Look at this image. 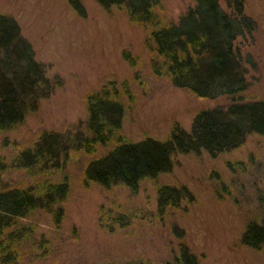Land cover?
Listing matches in <instances>:
<instances>
[{"label": "rangeland", "instance_id": "374dc122", "mask_svg": "<svg viewBox=\"0 0 264 264\" xmlns=\"http://www.w3.org/2000/svg\"><path fill=\"white\" fill-rule=\"evenodd\" d=\"M75 1L77 7L69 0H0V12L15 19L34 58L44 65L45 76L50 81L59 79L41 98L38 111L27 115L16 129L0 132L1 155L9 157L13 142L28 144L43 129L75 126L87 117V95L110 81L129 82L133 100L121 124L133 141L145 136L165 139L175 124L189 130L198 110L230 102L225 94L197 96L155 74L145 44L148 31L130 21L123 8L106 10L97 0ZM193 3L161 0L159 12L177 20ZM243 5L255 24L235 40L247 69L243 99H264V0H244ZM125 51L134 58V66ZM110 148L99 146L93 154L76 151L69 158L64 217L56 226L48 213L33 215L48 252L32 259L23 256L22 264L129 260L159 264L172 259L182 241L197 264H264V247L241 242L248 221L264 213V136L250 133L242 144L217 155L206 150L174 153L171 170L157 179H141L135 193L123 183L105 188L95 181L85 182L88 160ZM158 183L184 186L191 195L168 205L160 215ZM117 206L130 215V223L102 225V209Z\"/></svg>", "mask_w": 264, "mask_h": 264}, {"label": "trees", "instance_id": "16d2710c", "mask_svg": "<svg viewBox=\"0 0 264 264\" xmlns=\"http://www.w3.org/2000/svg\"><path fill=\"white\" fill-rule=\"evenodd\" d=\"M69 1L77 7L75 0ZM97 1L106 10L123 8L130 21L148 31L145 44L155 74L167 76L175 86L197 96L225 94L230 102L198 110L189 130L175 124L165 139L145 136L133 141L121 124L133 100L129 82L110 81L87 95V117L75 126L43 129L28 144L13 142L9 157L0 154V264H22L23 256L32 259L48 252V242L38 234L32 217L43 211L56 226L61 222L69 188L65 166L76 151L93 154L99 146L111 145L88 160L84 180L105 188L123 183L135 193L141 179H157L171 170L174 153L206 150L217 155L236 148L250 133L264 136V99H243L242 94L248 85L247 69L235 40L255 27L243 10L244 0H194L177 20L160 14L161 0ZM124 55L134 66L130 52ZM57 83V77L50 81L45 76L44 65L34 58L15 19L0 12V132L16 129L27 115L38 111L41 98ZM156 193L160 215L168 205L191 195L184 186L164 183L156 185ZM129 216L120 206L103 208L100 223L124 226L130 223ZM241 242L264 247V213L248 221ZM178 247L172 259L159 264H197L183 241Z\"/></svg>", "mask_w": 264, "mask_h": 264}]
</instances>
